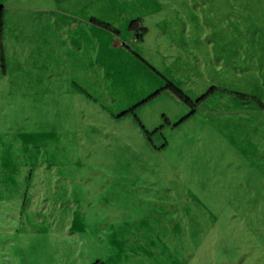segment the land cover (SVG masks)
Listing matches in <instances>:
<instances>
[{
    "label": "rangeland",
    "instance_id": "1",
    "mask_svg": "<svg viewBox=\"0 0 264 264\" xmlns=\"http://www.w3.org/2000/svg\"><path fill=\"white\" fill-rule=\"evenodd\" d=\"M0 7V264H264V0Z\"/></svg>",
    "mask_w": 264,
    "mask_h": 264
},
{
    "label": "trees",
    "instance_id": "2",
    "mask_svg": "<svg viewBox=\"0 0 264 264\" xmlns=\"http://www.w3.org/2000/svg\"><path fill=\"white\" fill-rule=\"evenodd\" d=\"M100 25L103 26V27H107V26H104L103 24H100ZM136 25H137L136 22H132L131 25H130V27L132 29H134L136 27ZM1 37H2V7H0V52L2 51ZM166 89H168L169 91H171L173 93V95L177 99H179L180 101H182L183 103H185L187 105H192L191 100L187 96H185L179 89H177L175 86H173L171 83L166 82ZM125 113L126 112H123V114H125Z\"/></svg>",
    "mask_w": 264,
    "mask_h": 264
},
{
    "label": "crops",
    "instance_id": "3",
    "mask_svg": "<svg viewBox=\"0 0 264 264\" xmlns=\"http://www.w3.org/2000/svg\"><path fill=\"white\" fill-rule=\"evenodd\" d=\"M3 70H5L4 67H3Z\"/></svg>",
    "mask_w": 264,
    "mask_h": 264
}]
</instances>
